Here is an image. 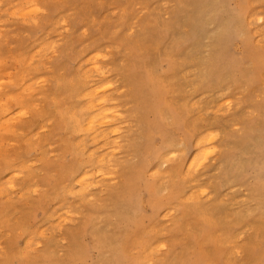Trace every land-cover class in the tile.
Returning <instances> with one entry per match:
<instances>
[{
  "label": "rangeland",
  "instance_id": "obj_1",
  "mask_svg": "<svg viewBox=\"0 0 264 264\" xmlns=\"http://www.w3.org/2000/svg\"><path fill=\"white\" fill-rule=\"evenodd\" d=\"M0 10V264H264V0Z\"/></svg>",
  "mask_w": 264,
  "mask_h": 264
},
{
  "label": "bare ground",
  "instance_id": "obj_2",
  "mask_svg": "<svg viewBox=\"0 0 264 264\" xmlns=\"http://www.w3.org/2000/svg\"><path fill=\"white\" fill-rule=\"evenodd\" d=\"M0 1H1V0H0ZM2 1H3V0H2ZM23 1H24V0H23ZM29 1H32V0H29ZM38 1H41V0H38ZM16 2H18V1H16ZM16 2L14 3V6H15ZM36 2H37V1H36ZM25 3H26V0H25ZM29 3H30V2H29ZM31 3H32V2H31ZM11 4H12V3H11ZM9 5H10V4H9ZM18 5H19V4H18ZM23 5H24V4H23ZM28 5H29V4H28ZM36 5H37V4H36ZM25 6H26V4H25ZM29 6H31V5H29ZM33 6H35V5H33ZM36 7H37V6H36ZM17 8H18V7H17ZM24 8H25V7H24ZM29 8H30V7H29ZM12 9H13V8H12ZM15 9H16V8H15ZM18 9H19V8H18ZM20 9H21V8H20ZM30 9H32V8H30ZM37 9L39 10V8H37ZM21 10H22V9H21ZM26 10H27V8H26ZM0 11H1V10H0ZM14 11H15V10H14ZM14 11H13V12H14ZM22 11L24 12V10H22ZM22 11H20V12H21V15H22V13H23ZM30 11H31V10H30ZM41 11H42V10H41ZM10 12H12V11H10ZM35 12H36V11H35ZM35 12H33V13L35 14ZM2 13H3V12H2ZM8 13H9V12H8ZM17 13H18V12H17ZM37 13H38V12H36V14H37ZM11 14H12V13H11ZM14 14H15V13H14ZM14 14H12V15H14ZM18 14H20V13H18ZM18 14H17V15H18ZM38 14H39V13H38ZM42 14H43V13H42ZM17 15H15V16H17ZM31 15H32V14H31ZM18 16H20V15H18ZM37 16H38V15H37ZM40 16H41V15H40ZM21 17H24V18H25L24 15L21 16ZM35 17H36V15H35ZM30 18H31V16H30ZM23 20H25V19H23ZM27 20H28V19H27ZM31 21H33V20H31ZM21 22H23V21H21ZM26 22H27V21H26ZM63 22H64V21H63ZM28 24H29V23H28ZM33 24H34V23H33ZM62 24H64V23H61L60 25H62ZM1 25H2V24H1ZM58 26H59V25H58ZM65 31H66V30H65ZM46 43H47V42H46ZM44 45H45V44H44ZM45 46H46V45H45ZM48 46H49V45H48ZM48 46H47V47H48ZM54 46H55V45H54ZM48 49H49V48H48ZM107 51H108V50H107ZM34 53H36V52H34ZM43 53H44V52H42V54H43ZM51 53H53V52H51ZM103 56H104V55H103ZM30 58H31V57H30ZM39 58H40V57H39ZM30 60H31V59H30ZM86 60H87V59H86ZM92 60H93V59H92ZM26 62H28V61H26ZM29 62H30V61H29ZM26 64H27V63H26ZM97 66H98V65H95V66L93 65L94 68L97 67ZM86 69H87V68H86ZM88 69H89V68H88ZM92 69H93V68H92ZM92 69H91V70H92ZM98 69H100V68H98ZM102 70H103V69H102ZM99 71H100V70H99ZM91 72H92V71H91ZM94 72H95V73H98L96 70H95ZM84 73H85V72H84ZM99 74H101L102 77L104 76V75L102 74L101 71H100ZM101 76H100V77H101ZM100 77H99V78H100ZM45 78H46V77H45ZM83 78H84V77H83ZM42 80H43V79H42ZM40 81H41V80H40ZM43 81H45V80H43ZM1 82H4V80L0 81V83H1ZM5 82H6V81H5ZM35 82H36V81H35ZM107 82H108V81H107ZM39 83H40V82H39ZM103 85H104V84H103ZM103 85H101V86L103 87ZM105 85H106V84H105ZM37 86H38V85H37ZM42 86H43V85H42ZM101 86H100V88H101ZM23 88H24V87H23ZM95 88H96L97 90H96ZM95 88H90V89H91V90L94 89V90L97 91V92H98V90L100 89V88H97V87H95ZM108 88H110V87H109V86H107V87L104 86V89H103V90L108 89ZM90 89H89V91H90ZM23 90H25V89H23ZM25 91H26V90H25ZM87 91H88V90H87ZM87 91H85V92H87ZM89 91H88V92H89ZM92 91H93V90H92ZM92 91H90V92H92ZM99 91H101V89H100ZM85 92H84V93H85ZM93 92H94V91H93ZM97 92H94L93 94H95V93H97ZM84 93H83L82 95H84ZM99 93H100V92H99ZM85 94H87V93H85ZM101 94L103 95V92H102ZM101 94H99V95H101ZM15 95H16V94H15ZM82 95H81V97H82ZM88 95H90V93H89ZM88 95H87V96H88ZM91 95H92V94H91ZM13 96H14V95H13ZM87 96H86V97H87ZM92 96L94 97V95H92ZM88 97H90V96H88ZM93 97H92V98H93ZM96 97H97V95H96ZM101 97H102V96H101ZM5 98H9V97H5ZM79 98H80V97H79ZM84 98H85V97H84ZM99 98H100V97H99ZM104 98H105V97H104ZM104 98L99 99V100H102L101 103H100L99 101H97L99 104L96 103V104H98V106L96 105V109H98L97 107H99L100 105H103V108L106 107V106L104 107V105H105V103H106V102H105V103L103 102ZM108 98H109V97H108ZM3 99H4V98H3ZM11 99H12V98H11ZM5 100H6V99H5ZM5 100H4V101H5ZM227 100H230V99H227ZM2 101H3V100H1V102H2ZM93 101H94V100H93ZM224 101H225V100H224ZM222 102H223V101H222ZM227 102H228V101H227ZM227 102H226V104H228ZM90 103H91L90 101H89V103L86 102V105H87V104H90ZM109 103H111V102H109ZM94 104H95V103H94ZM222 104H223V103H222ZM92 105H93V104H92ZM4 106H6V104H4ZM87 106H88V105H87ZM93 106H94V105H93ZM93 106H92V107H93ZM195 106H196V105H195ZM228 106H229V105H228ZM92 107L89 106V108H92ZM100 107H101V106H100ZM100 107H99V108H100ZM1 108H3V107H1ZM103 108H101V112H100L99 114L95 113L96 116H99V115H100V117L103 116V117H101V119L104 118L103 121H104L105 123H107V124H108V123H112V122L110 121V119H112L113 116H114L113 118H116L115 116L117 115V113H116L115 115L110 116L111 118H110V117L107 118L109 115L107 116L108 113H105L106 110L103 109ZM109 108H110V107H109ZM109 108H107V110H108ZM111 108H113V106H112ZM196 108H197V107H196ZM199 108H200V105H199ZM5 109H6V108H5ZM21 109H23V108H21ZM87 109H88V108H87ZM87 109H85V110H87ZM92 109H95V107L92 108ZM3 110H4V109H3ZM77 110H78V108H77ZM79 110H82V108L79 109ZM89 110H91V109H89ZM116 110H117V109H116ZM5 111H6V110H5ZM18 111H19V110H18ZM21 111H22V110H21ZM87 111H88V110H87ZM99 111H100V110H99ZM112 111H113V110H112ZM112 111H109V113H111ZM23 112H24V110H23ZM97 112H98V111H97ZM106 112H107V111H106ZM214 112H216V111H214ZM2 113H4V112H2ZM24 113H25V112H24ZM17 114H18V113H17ZM20 114H21V113H20ZM95 114H91V115H90L91 118L88 119V120H89V121H88V124H89L90 126H89V125L87 126V122H84V123H86V124H85V125H86L85 127H87V129H88V128L92 129L93 126H94V124H95V122H98V121H96V120H97V118H95L96 116L93 117V115H95ZM18 115H19V114H18ZM22 115H24V114L22 113ZM110 115H111V114H110ZM12 116L14 117V116H16V115L13 114ZM24 116H25V115H24ZM24 116H22V117H24ZM118 116H119V115H118ZM119 117H120V116H119ZM87 118H88V117H87ZM98 118H99V117H98ZM106 118H107V119H106ZM8 119H10V118H8ZM75 119H76V118H75ZM101 119H100L101 123H103L104 126H105V123H104ZM105 119H106L107 121H105ZM2 120L4 121V119H2ZM2 120H1L0 122H2ZM77 120H79V119L77 118L76 121H77ZM9 121H10V120H9ZM100 121H99V123H100ZM2 123H3V122H2ZM2 123H0V124L2 125ZM101 123H100V125L102 126L103 124H101ZM3 124H4V123H3ZM77 124H78V123H77ZM97 124H98V123H97ZM4 125H5V124H4ZM95 126H96V125H95ZM101 126H100V127H101ZM118 126H119V125H118ZM118 126H117V127H118ZM2 127H3V125H2ZM96 127H98V130H99V124H98ZM114 127H115V126H114ZM79 128H80L81 131H82V127H79ZM83 128H84V127H83ZM109 128H110V127H109ZM111 128H112V127H111ZM121 128H122V127H121ZM2 129H3V128H2ZM80 129H79V130H80ZM90 129H89V131H91ZM100 129H101V128H100ZM102 129H103V127H102ZM113 129H114V128H113ZM94 130H95V129L93 128L92 131H94ZM98 130H96V131H98ZM106 130H107V129H106ZM83 131H84V130H83ZM86 131H88V130H86ZM92 131H91V132H92ZM96 131H94V132H96ZM101 131H102V130H101ZM111 131H112V132H111L110 135H112L113 132H116V131H117V133L119 132L117 129H116L115 131H113V130H111ZM103 132H104V131H103ZM103 132H102V133H103ZM92 133H93V132H92ZM98 133H99V132H98ZM98 133H97V134H98ZM102 133H101V135H102ZM93 134H94V133H93ZM93 134H92V135H93ZM103 134H104V133H103ZM210 134H212V132H211ZM215 134H216V133H215ZM92 135H91V136H92ZM114 135H115V133H114ZM204 135L206 136L207 134H204ZM212 135L215 136L214 134H212ZM217 135H218V134H217ZM95 136H96V134L94 135V137H95ZM99 136H100V135H99ZM102 136H103V135H102ZM105 136H106V135H105ZM105 136H104V137H105ZM202 136H203V135H202ZM213 136H212V137H213ZM92 137H93V136H92ZM209 137H210V136H209ZM89 138H91V137L89 136ZM98 138H100V137H98ZM107 138H108V136H107ZM107 138H103V137H102V139H107ZM114 138H117V137H114ZM114 138H113V139H114ZM204 138H205V137H204ZM204 138H201V139L203 140ZM213 138L215 139L216 137H213ZM213 138L209 139L210 141L207 139L208 142H211V140L213 141V140H214ZM95 139H96V137H95ZM95 139H93L92 141H96V140H97V139H96V140H95ZM201 139H200V140H201ZM108 140H109V139H108ZM111 140H112V139H111ZM202 140H201V141H202ZM204 140H205V139H204ZM204 140H203V141H204ZM201 141H200V142H201ZM105 142H106V141H105ZM105 142H104V143H105ZM196 142H197V141H196ZM198 142H199V141H198ZM200 142H199V143H200ZM204 142H205V141H204ZM206 142H207V141H206ZM206 142H205V143H206ZM4 143H5V142H4ZM4 143H3V144H4ZM11 144H12V143H11ZM13 144H14V143H13ZM107 144H108V143H107ZM107 144H106V145H107ZM200 144H203V143L201 142ZM195 145H197V144L195 143ZM102 146H103V145H102ZM211 146H212V145H211ZM97 147H98V146H97ZM213 147H214V146H213ZM209 148H210V147H208V149H209ZM92 150H93V149H92ZM111 150H112V149H111ZM205 150H207V147H206ZM213 150H216V149L213 148L212 151H213ZM93 151H94V150H93ZM105 151H106V150H105ZM107 151H108V150H107ZM109 151H110V150H109ZM117 151H118V150H117ZM200 151H201V154H202L203 150H200ZM207 151H208V150H207ZM110 152H111V151H110ZM113 152H114V151H113ZM113 152H112V154H113ZM210 152H211V150H210ZM210 152L208 151L207 153H210ZM90 153H91V152H90ZM205 153H206V151H205ZM205 153H204V155H205ZM92 154H93V153H92ZM105 154H107V153H105ZM108 154H109V152H108ZM212 154H214V153H212ZM103 155H104V154H103ZM103 155H101V157H102ZM113 155H114V154H113ZM113 155H111V156H113ZM172 155H173V154H172ZM172 155H170V156H172ZM199 155H200V153H199ZM207 155H208V154H207ZM98 156H99V155H98ZM98 156H97V157H98ZM173 156H175V155H173ZM173 156H172V157H173ZM194 156L196 157V155H194ZM209 156H210V155H209ZM198 157H199V156H198ZM203 157H204V156H203ZM105 158H106V157H105ZM109 158H110V155L108 156V159H109ZM165 158H166V157H165ZM205 158H207L206 155H205ZM100 159H101V158H100ZM106 159H107V158H106ZM199 159H200V158H199ZM97 160H98V158H97ZM103 160H104V159H103ZM108 161H109V160H108ZM204 161H205V160L203 159L202 162H204ZM192 162H194V160H193V161L191 160V163H189L188 166H187L188 168H190V166H192V164H193ZM106 163H107V162H106ZM108 163H109V162H108ZM108 163H107V164H108ZM99 164H101V163H99ZM102 164H103V163H102ZM107 164L104 163L103 165H107ZM109 164H110V163H109ZM200 164H201V163H200ZM200 164H199V165H200ZM187 167H186V168H187ZM197 168H199V166H198ZM107 169L112 170L111 168H107ZM100 170H101V169H100ZM84 171H85V170H84ZM85 172H86V171H85ZM92 172H94V171H92ZM96 172H97V171H96ZM96 172H95V174H96ZM151 172H152V171H151ZM98 173H99V172H98ZM13 174H14V173H12V176H13ZM90 174H91V173H90ZM86 175H87V174H86ZM86 175L84 174V176H83V174H82L81 177L79 176V178H81L82 181H80L79 178H77V180L75 179L76 181H74V183H76V182H78L77 184H79V183H80V184L83 183V180L85 179L84 177H85ZM91 175H92V174H91ZM93 175H94V174H93ZM190 175H191V174H190ZM82 176H83V177H82ZM88 176H89V174H88ZM88 176H87V178H88ZM100 176H103V173H101V175H99V177H100ZM91 177H92V176H91ZM94 177H96V175H95ZM99 177H98V174H97V178H99ZM104 177H105V176H103V177H101V178H104ZM111 177H113V176H111ZM11 178H12V177H11ZM92 178H93V177H92ZM97 178H96V180H97ZM8 179H9V178H8ZM78 180H79L80 182H79ZM86 180H87V179H86ZM99 180H100V178H99ZM102 181H103V180H102ZM6 182H7V181H6ZM8 182H9V181H8ZM8 182H7V183H8ZM84 182H85V181H84ZM86 182H87V184H88L89 181H86ZM87 184H85V186H86ZM91 185H92V184H91ZM91 185H90V186L87 185V186H88V187H91ZM7 186H8V185H7ZM85 186H82V188L85 187ZM93 186H94V185H93ZM96 186H97V185H96ZM96 186H95V187H96ZM0 187H1V186H0ZM88 187H87V188H88ZM87 188H86V189H87ZM92 188H94V187H92ZM36 189H37V188H36ZM83 189H85V188H83ZM2 190H3V188H2ZM26 190H28V189H26ZM79 190H80V189H79ZM88 190H89V189H87V191H88ZM32 191H33V190H32ZM203 191H204V190H200V192L204 193ZM83 192H85V190H84ZM31 193H32V192H31ZM80 193H81V192H80ZM0 194H1V193H0ZM6 194H7V193H6ZM200 194H201V193H200ZM196 195H197V194H196ZM201 195H203V194H201ZM200 198H201V197H200ZM191 199H192V198H191ZM191 199H190V200H191ZM198 199H199V198H198ZM202 199H203V198H202ZM184 201H185V200H184ZM59 214H60V213H59ZM59 214H58V215H59ZM63 217H64V216H63ZM64 218H65V217H64ZM58 221H59V220H58ZM60 221H61V220H60ZM63 222H65V221H63ZM55 223H56V222H55ZM54 225H55V224H54ZM58 225H59V224H58ZM60 226H62V225H60ZM43 234H44V233H43ZM29 243H30V242H29ZM28 246H30V245H28Z\"/></svg>",
  "mask_w": 264,
  "mask_h": 264
}]
</instances>
